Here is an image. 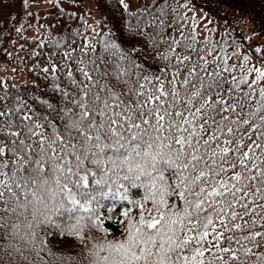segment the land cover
<instances>
[{"label": "snow or ice", "instance_id": "snow-or-ice-1", "mask_svg": "<svg viewBox=\"0 0 264 264\" xmlns=\"http://www.w3.org/2000/svg\"><path fill=\"white\" fill-rule=\"evenodd\" d=\"M138 5L34 42L43 86L0 79V264H40L50 229L87 264H264V48L186 0ZM105 200L122 240L90 234Z\"/></svg>", "mask_w": 264, "mask_h": 264}, {"label": "trees", "instance_id": "trees-1", "mask_svg": "<svg viewBox=\"0 0 264 264\" xmlns=\"http://www.w3.org/2000/svg\"><path fill=\"white\" fill-rule=\"evenodd\" d=\"M32 1L50 0H27V3ZM179 2L183 3L185 0H179ZM186 2L191 8V11L187 13L189 17L195 15L198 21H203L207 16L211 21L208 27L215 28L217 32L227 27V18L233 19L237 23L232 27L237 32L250 35L251 38L247 42L249 47L264 48V0H186ZM114 5L115 0H93V5L89 9L70 14L69 23L59 31H52L43 23L32 21V8L28 4L27 8L22 6V12L16 16L15 20L0 24V32H2L0 35V79L15 84L21 90L25 88L31 90L36 83L43 86V82L38 81L35 74L28 70L32 66L33 60L26 59V54L41 51L34 47V42L47 41L49 33L67 38L73 35L78 28L88 35H91V32L88 31L90 28L106 30L105 26H111L113 23L119 29L121 22L116 17L122 9L118 10V6ZM177 15L183 17L185 13L180 11ZM21 25H23L22 31L17 33L15 29ZM84 25H87L88 28H84ZM196 30L203 38L205 25L201 24ZM44 51H50V49ZM8 53H12L13 56L9 57ZM13 69L23 70L13 72ZM103 205L101 213L108 218L103 220L102 228L107 230V235L96 229H90V234L98 241L124 239V225L120 223L123 220L120 215L123 204H118L111 212L108 211V208L112 206L111 200H105ZM42 238L45 249L41 253L42 260L37 257L40 264H87L85 248L78 238L62 235L55 229H50L48 234Z\"/></svg>", "mask_w": 264, "mask_h": 264}, {"label": "rangeland", "instance_id": "rangeland-1", "mask_svg": "<svg viewBox=\"0 0 264 264\" xmlns=\"http://www.w3.org/2000/svg\"><path fill=\"white\" fill-rule=\"evenodd\" d=\"M15 7H16V4L13 0H0V20H4V18H6L8 14L12 12L11 10L14 9ZM41 7L44 9L46 7H49V5L44 4ZM42 12L43 10H41L40 13Z\"/></svg>", "mask_w": 264, "mask_h": 264}]
</instances>
